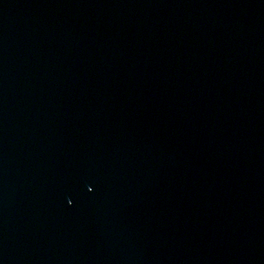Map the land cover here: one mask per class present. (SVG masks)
<instances>
[{"label": "water", "instance_id": "95a60500", "mask_svg": "<svg viewBox=\"0 0 264 264\" xmlns=\"http://www.w3.org/2000/svg\"><path fill=\"white\" fill-rule=\"evenodd\" d=\"M0 264H71L53 102L31 0H0Z\"/></svg>", "mask_w": 264, "mask_h": 264}]
</instances>
